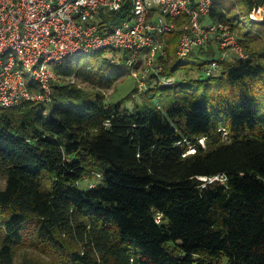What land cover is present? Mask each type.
<instances>
[{
	"label": "trees",
	"instance_id": "16d2710c",
	"mask_svg": "<svg viewBox=\"0 0 264 264\" xmlns=\"http://www.w3.org/2000/svg\"><path fill=\"white\" fill-rule=\"evenodd\" d=\"M260 6L214 0L203 18L234 31L247 58L229 61L218 30L179 56L181 17L127 96L105 92L123 57H80L55 65L50 102L0 106V264H264V17H251ZM131 13L101 14L113 29ZM93 176L98 184L80 187Z\"/></svg>",
	"mask_w": 264,
	"mask_h": 264
},
{
	"label": "built area",
	"instance_id": "2783aa9c",
	"mask_svg": "<svg viewBox=\"0 0 264 264\" xmlns=\"http://www.w3.org/2000/svg\"><path fill=\"white\" fill-rule=\"evenodd\" d=\"M213 5L214 0H0V106L8 108L28 100L50 102L53 82L59 79L52 64H61L72 55L111 48L115 62L123 57L135 76L147 75L157 68L158 52L166 54L167 44L160 35L172 32L181 17L185 22L179 56L204 45L218 30L223 48L247 58L234 31L223 24L206 26L203 22ZM124 6L130 7L132 17L111 29L101 13L120 11ZM263 7L255 8L251 17L262 20ZM218 64L213 63L208 73L218 69ZM24 72L33 79L29 81ZM161 81L168 85L175 78ZM215 179L225 180V175L210 181Z\"/></svg>",
	"mask_w": 264,
	"mask_h": 264
},
{
	"label": "rangeland",
	"instance_id": "374dc122",
	"mask_svg": "<svg viewBox=\"0 0 264 264\" xmlns=\"http://www.w3.org/2000/svg\"><path fill=\"white\" fill-rule=\"evenodd\" d=\"M264 8V7H263ZM239 10V5L236 6V8L232 11L233 14L238 13ZM258 15V14H257ZM241 20L245 23H249L250 19L248 17H243ZM120 25V24H119ZM99 54V55H98ZM98 54H85L82 57L83 60L87 61H92L94 64H97L99 66H106L107 65V59L112 61L114 59L115 51L111 48H107L102 50ZM236 53L232 50L227 51V57H229L230 60H234V56ZM80 59L79 55H72L70 56V60L72 61H78ZM203 57H195V56H190V57H185L183 60L184 61H189V65H192L194 62H200L202 61ZM52 67H55V64H52ZM132 70V71H131ZM26 74V77L29 81H31L32 75L28 72H24ZM111 73H122L123 76L121 79L118 81V85L116 84L110 89H106L105 92L107 94V97L110 98H122L124 96H127V94L132 91L136 86H137V77L134 74V68L128 65H120L118 64H110L108 74ZM204 76L207 77V72L205 71ZM130 99L127 100V104L130 103ZM193 151V150H191ZM100 177L93 176V177H87L83 179V181L80 182V187L87 189L91 184H98L100 182ZM0 186H4V181L0 179ZM20 261V259L18 260Z\"/></svg>",
	"mask_w": 264,
	"mask_h": 264
}]
</instances>
